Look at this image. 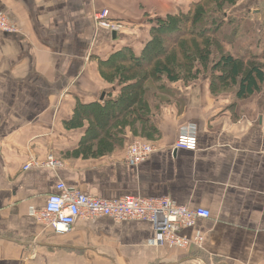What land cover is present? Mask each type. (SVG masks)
Wrapping results in <instances>:
<instances>
[{
  "label": "crops",
  "instance_id": "crops-1",
  "mask_svg": "<svg viewBox=\"0 0 264 264\" xmlns=\"http://www.w3.org/2000/svg\"><path fill=\"white\" fill-rule=\"evenodd\" d=\"M192 1L0 0V12L18 30L0 32V264H264L263 94L214 98L200 81L184 87V105L156 117L162 136L139 165L125 161L138 140L130 135L109 156H69L83 136L64 126L76 100L96 101L116 89L101 79L98 59L123 46L139 54L153 21ZM102 9L123 25L115 39L95 26L93 14ZM262 10L251 12L260 18ZM186 126L194 128L195 147L176 149ZM49 155L63 167L23 169ZM60 182L100 199L168 198L206 209L208 219L182 232L201 233L202 244L156 246L151 223L109 218L79 220L56 234L32 212Z\"/></svg>",
  "mask_w": 264,
  "mask_h": 264
},
{
  "label": "trees",
  "instance_id": "trees-1",
  "mask_svg": "<svg viewBox=\"0 0 264 264\" xmlns=\"http://www.w3.org/2000/svg\"><path fill=\"white\" fill-rule=\"evenodd\" d=\"M242 1L193 0L186 10L156 18L139 54L123 46L98 59L101 79L116 89L100 101L76 100L64 126L83 136L69 156H109L123 148L127 135L150 144L159 139L156 117L170 105L185 104L172 89L179 83L206 81L214 98L246 100L263 93L264 15L228 13Z\"/></svg>",
  "mask_w": 264,
  "mask_h": 264
},
{
  "label": "built area",
  "instance_id": "built-area-1",
  "mask_svg": "<svg viewBox=\"0 0 264 264\" xmlns=\"http://www.w3.org/2000/svg\"><path fill=\"white\" fill-rule=\"evenodd\" d=\"M109 16V11L106 9L96 11L93 14L95 26L110 33L120 32L123 28L122 24L112 22ZM0 32L11 34L18 32L2 12H0ZM193 134V127H183L174 148H194ZM154 151L155 147L152 144L135 140L127 147L125 161L128 165L137 166ZM32 167L54 170L63 167V163L53 155H49L43 161L35 160L27 163L23 169L28 170ZM55 188L56 193L48 195L44 208L32 213L35 214L38 222L60 235L68 233L79 220L91 222L99 218H109L115 223L147 221L151 223L156 235L154 245L186 250L192 244H202V235L197 232L189 238L182 232L191 228L198 219L210 217L206 209L179 206L168 198L123 196L106 200L69 189L62 182Z\"/></svg>",
  "mask_w": 264,
  "mask_h": 264
},
{
  "label": "rangeland",
  "instance_id": "rangeland-1",
  "mask_svg": "<svg viewBox=\"0 0 264 264\" xmlns=\"http://www.w3.org/2000/svg\"><path fill=\"white\" fill-rule=\"evenodd\" d=\"M245 2H240L241 4H243V5H246V7L244 6V8H245V10H247V11H249L248 13H247V17H249L250 19L251 18H254L253 17V13L251 12V11H253L254 9H256L257 7H262L263 8V10H262V12H261V15H264V0H244ZM239 3V4H240ZM239 4H237V6L239 5ZM237 6H236V8H234V9H231L230 11H228V13L230 12L231 14H233V13H235V14H237V13H239V12H241V11H239V10H236L237 9ZM101 29V28H100ZM105 30V29H104ZM221 31H222V29H221ZM224 31H228V30H226V28H224ZM109 32V31H108ZM230 32H231V30H230ZM115 33V32H114ZM178 86H176L175 87V85H174V87L172 88V89H174L175 91H177V92H175V93H178V95L180 94V93H185V91H184V87L182 86V84H177ZM260 94H263L264 95V92L263 93H260ZM224 95H231V94H224ZM259 95V94H258ZM54 156V155H53ZM55 158H57L56 156H54ZM57 159H59V158H57ZM60 160V159H59ZM61 161V160H60ZM62 162V161H61ZM63 163V162H62Z\"/></svg>",
  "mask_w": 264,
  "mask_h": 264
},
{
  "label": "water",
  "instance_id": "water-1",
  "mask_svg": "<svg viewBox=\"0 0 264 264\" xmlns=\"http://www.w3.org/2000/svg\"><path fill=\"white\" fill-rule=\"evenodd\" d=\"M111 36H112L113 39H115V37H116V33H114V32L111 33ZM104 96H105V95L102 94L101 97H100V100H102V99L104 98Z\"/></svg>",
  "mask_w": 264,
  "mask_h": 264
}]
</instances>
